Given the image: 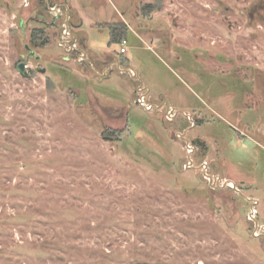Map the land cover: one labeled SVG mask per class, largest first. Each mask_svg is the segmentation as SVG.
<instances>
[{
  "label": "rangeland",
  "instance_id": "obj_1",
  "mask_svg": "<svg viewBox=\"0 0 264 264\" xmlns=\"http://www.w3.org/2000/svg\"><path fill=\"white\" fill-rule=\"evenodd\" d=\"M36 1L0 0V264H264V0Z\"/></svg>",
  "mask_w": 264,
  "mask_h": 264
},
{
  "label": "trees",
  "instance_id": "obj_2",
  "mask_svg": "<svg viewBox=\"0 0 264 264\" xmlns=\"http://www.w3.org/2000/svg\"><path fill=\"white\" fill-rule=\"evenodd\" d=\"M36 3H38L39 7L47 8V3L43 0H37ZM22 27L23 24H21ZM109 33H110V41L111 42H117L122 44L124 40H126V33L127 28L124 24H112L110 25ZM30 43L34 47H45L50 43V38L46 35V30L44 28H34L31 31L30 35ZM127 41V40H126ZM126 74V73H124ZM103 136L105 139H112V137H116L117 140L123 139V131L121 130H109L105 129L103 131ZM196 143H200V145H203L202 142H199L198 140L195 141ZM254 238V237H253Z\"/></svg>",
  "mask_w": 264,
  "mask_h": 264
},
{
  "label": "built area",
  "instance_id": "obj_3",
  "mask_svg": "<svg viewBox=\"0 0 264 264\" xmlns=\"http://www.w3.org/2000/svg\"><path fill=\"white\" fill-rule=\"evenodd\" d=\"M44 1V0H43ZM44 2H46L47 3V7L49 8V10L51 11V12H49L51 15H55V16H58L59 15V13L61 12V7H58V5H55V4H53V3H51L49 0H45ZM64 10L66 11L67 9L66 8H64ZM63 14V13H62ZM61 14V15H62ZM67 20H69V14H68V11H67ZM69 28H68V26H65V28L62 30V34H65V35H63V37L64 38H62V40L63 39H65V40H68V41H65V40H63L64 41V45H62L64 48H66V46L68 45V43H70V40H72V38H73V35L70 33V31L68 30ZM127 44V41L126 40H124L123 42H122V44H121V52H126V50H127V48H126V45ZM70 45V44H69ZM69 45H68V47H69ZM79 44H78V42H77V44H73L72 46H70L69 47V49L70 50H72V51H75L76 50V52L78 53V60L79 61H83L84 59H85V57H86V54L84 53V51L82 50L83 48H82V46L80 45L79 47ZM77 53H76V55H77ZM123 72V71H122ZM130 73L132 72L131 70L129 71ZM140 102H144V98H142L141 100H140ZM256 211H255V208H253V212H251V213H255Z\"/></svg>",
  "mask_w": 264,
  "mask_h": 264
},
{
  "label": "flooded vegetation",
  "instance_id": "obj_4",
  "mask_svg": "<svg viewBox=\"0 0 264 264\" xmlns=\"http://www.w3.org/2000/svg\"><path fill=\"white\" fill-rule=\"evenodd\" d=\"M249 72H250V68H248L247 70H245V71H243V70H241L240 69V67L237 69V74L239 75V77L242 75V74H246V76H248V74H249ZM250 84H252V82L250 83Z\"/></svg>",
  "mask_w": 264,
  "mask_h": 264
},
{
  "label": "water",
  "instance_id": "obj_5",
  "mask_svg": "<svg viewBox=\"0 0 264 264\" xmlns=\"http://www.w3.org/2000/svg\"><path fill=\"white\" fill-rule=\"evenodd\" d=\"M24 67H25V64H24V63L19 64V69H20L21 71H23ZM43 71H44V70H43ZM211 183H212V182H211ZM228 183L230 184V183H232V181H228Z\"/></svg>",
  "mask_w": 264,
  "mask_h": 264
}]
</instances>
